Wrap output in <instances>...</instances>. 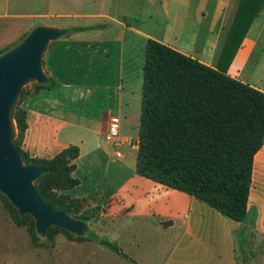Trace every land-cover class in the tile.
<instances>
[{"label":"crops","instance_id":"crops-1","mask_svg":"<svg viewBox=\"0 0 264 264\" xmlns=\"http://www.w3.org/2000/svg\"><path fill=\"white\" fill-rule=\"evenodd\" d=\"M240 3L0 0L8 31L20 28L5 53L40 26L87 28L50 43L42 59L48 81L19 97L27 124L22 149L30 159L45 161L70 147L79 149L73 162L79 185L67 193L87 202V227L120 250L59 237L55 252L66 247L67 257H45L27 229L3 213L0 264H44L45 259L53 264H264V145L254 158L244 222L137 173L148 41L218 69ZM227 75L264 93V7ZM115 120L121 159L105 139ZM245 254L250 256L242 262Z\"/></svg>","mask_w":264,"mask_h":264},{"label":"trees","instance_id":"trees-1","mask_svg":"<svg viewBox=\"0 0 264 264\" xmlns=\"http://www.w3.org/2000/svg\"><path fill=\"white\" fill-rule=\"evenodd\" d=\"M263 7L264 0H241L218 69L152 39L147 43L144 65L137 173L194 196L237 222L247 219L254 158L264 145V93L229 77L227 71ZM86 30L77 27L69 30L68 36ZM14 120L18 129L14 147L23 163L49 170L35 183L40 198L74 218L67 207H57L46 198L39 183L44 177L69 180L67 173L76 168L70 163L79 157V149L70 147L49 161L30 159L22 149L26 113L18 106ZM70 182L69 190L79 185L74 178ZM9 216L18 227H27ZM80 220L88 222L90 217ZM26 229L32 243L41 247L35 225ZM65 235L69 240L93 241L120 253L115 244L89 227L78 237ZM47 238L52 240L51 230Z\"/></svg>","mask_w":264,"mask_h":264},{"label":"water","instance_id":"water-1","mask_svg":"<svg viewBox=\"0 0 264 264\" xmlns=\"http://www.w3.org/2000/svg\"><path fill=\"white\" fill-rule=\"evenodd\" d=\"M68 33L67 30L40 26L16 48L0 57V191L18 209L20 215H31L38 234L46 236L52 227L82 235L87 226L74 220L66 211L44 203L34 181L48 174L44 167L26 166L13 145L15 134L8 121L23 87L31 80L39 84L48 81L42 69L43 54L51 42ZM15 121V120H14Z\"/></svg>","mask_w":264,"mask_h":264},{"label":"rangeland","instance_id":"rangeland-1","mask_svg":"<svg viewBox=\"0 0 264 264\" xmlns=\"http://www.w3.org/2000/svg\"><path fill=\"white\" fill-rule=\"evenodd\" d=\"M14 1L18 2V0H14ZM52 28H58V27H52ZM8 29H9V25H7V23H5L4 20L0 19V54L5 53L7 51L6 49L11 48V44H13V43H11V40L14 39V37L18 36L17 33L20 30L19 27H16L14 30L15 33H12L13 30L11 32H9ZM58 29L67 30L66 28H58ZM71 29H69V30H71ZM69 30H67V31H69ZM22 38H23V36H22ZM42 69L45 73L43 63H42ZM38 84L39 83L37 80L29 81L23 87L19 97L23 96L27 91H29L31 89L34 90ZM18 102H19V100H18ZM18 102L16 104L15 111H16ZM15 128H16V130H18L17 126H16V122H15ZM17 137H18V134H15V138L13 139V145H14V141ZM18 145H19V143H18ZM70 165H73V162H71ZM67 177L69 178V180L66 178L64 179V178H58V177H44L41 180V182L39 183V188L41 189L43 195L46 198L50 199L57 207H67L68 210L70 211V213L72 214V216H74V218L72 217L74 220L84 222L86 225V222L83 220H80V218H83V217H86L87 215H89V210L87 209L88 204L85 201L73 200L71 198V196L67 193L69 191V188L72 187V183L70 182V179L73 180V173L68 172ZM36 181H34L35 187H36V184H35ZM66 189H68V190H66ZM3 213L8 215V216L10 214L12 217H16V219H18L19 221H23V223L28 228H31V226L34 224L35 229H36L35 219L31 215H20L18 209L11 203V201L7 198V196L0 191V217H1V214H3ZM50 230H51L52 240H49L47 238L48 234L46 236H42V235L38 234L37 229H36L37 234L41 238V240H40L41 244L40 245H42L41 247H38V248H41L44 250V253H45L44 256L45 257L58 256L61 258H66L67 257V251H68L66 247H62L57 252H55V249H56L57 243H58L57 239L59 237H62L68 241L69 239L67 238L65 233H70L76 237H78L80 235L76 234V233H71V232L65 231V230L60 229L58 227H52ZM50 230L48 231V233L50 232ZM86 235H89V233H87ZM70 241H75V240H70ZM247 256H250V255L245 254L244 259H242V262L247 260V258H246ZM260 256H262V255H259V257ZM44 264H53V263H50L47 261V259H45Z\"/></svg>","mask_w":264,"mask_h":264},{"label":"built area","instance_id":"built-area-1","mask_svg":"<svg viewBox=\"0 0 264 264\" xmlns=\"http://www.w3.org/2000/svg\"><path fill=\"white\" fill-rule=\"evenodd\" d=\"M119 137H120V125L118 121H112L105 134V139L108 143L115 147V157L121 159L123 157L122 150L119 148Z\"/></svg>","mask_w":264,"mask_h":264},{"label":"bare ground","instance_id":"bare-ground-1","mask_svg":"<svg viewBox=\"0 0 264 264\" xmlns=\"http://www.w3.org/2000/svg\"><path fill=\"white\" fill-rule=\"evenodd\" d=\"M8 128H9V131L10 130H13L14 134H16V128H15V121L14 120H9L8 121Z\"/></svg>","mask_w":264,"mask_h":264}]
</instances>
